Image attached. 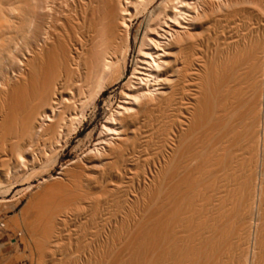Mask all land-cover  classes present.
I'll list each match as a JSON object with an SVG mask.
<instances>
[{"label": "bare ground", "instance_id": "bare-ground-1", "mask_svg": "<svg viewBox=\"0 0 264 264\" xmlns=\"http://www.w3.org/2000/svg\"><path fill=\"white\" fill-rule=\"evenodd\" d=\"M48 1L0 0V227L36 264H264V0H135L132 76L89 119L125 76L128 0ZM83 122L93 149L69 151Z\"/></svg>", "mask_w": 264, "mask_h": 264}, {"label": "rangeland", "instance_id": "rangeland-1", "mask_svg": "<svg viewBox=\"0 0 264 264\" xmlns=\"http://www.w3.org/2000/svg\"><path fill=\"white\" fill-rule=\"evenodd\" d=\"M7 1L8 0H5V3H7ZM44 1V0H43ZM62 1V0H61ZM60 1V2H61ZM134 1V2H133ZM45 2H47L48 4H50V2L51 1H48V0H45ZM129 3V4H128ZM132 3H135V0H128V2L126 3L127 5V9H128V12L130 13V17H129V19L131 20H129L130 22H129V26L131 27H129V31H128V34H129V36H128V38H129V41H128V43H129V52H128V54H127V58H126V63H125V65L126 66H124L125 67V76H124V79L119 83V84H116V85H113V87H111L110 86V88L108 87L107 88V91L106 92H103V93H101V95H99L98 96V98L94 101V103H92L91 104V106L90 107H88V111H87V117H86V119L88 118L89 119V117L91 118V116L93 115L94 116V114L97 116L98 114H99V112H98V109L97 108H99V107H101L102 106V104H101V99H105V98H107L108 97V95L110 94V92H112V91H116L117 93H119V91H121V89H122V86H124L123 84H125L127 81H128V79L132 76V73H133V70H134V61H135V59L137 58V55H138V51H139V47H140V40H137L136 42H135V32H136V30H137V28H139V26H140V24H141V22H142V18L141 17H135V16H133L132 14H134L135 12H134V9H133V5L134 4H132ZM132 6V7H131ZM134 12V13H133ZM131 16H133V17H135V18H133V17H131ZM139 25V26H138ZM214 28V27H213ZM213 28H211V31H209V32H206L204 35H203V37H202V39H203V41L204 42H206V41H208V43H209V45H211L212 44V46L214 47L216 44L214 43L215 42V36H214V33L212 32L213 31ZM141 30H142V32H144V30H145V27L144 26H142L141 27ZM213 35V36H212ZM212 36V37H211ZM134 38V39H133ZM210 38L212 39V38H214L213 39V42L210 40ZM209 39V40H208ZM134 40V41H133ZM209 41H211V42H209ZM207 43V42H206ZM121 45V44H120ZM120 47V46H119ZM18 48H20V49H22L21 47H18ZM15 49V48H14ZM19 49V50H20ZM16 50V51H15ZM15 50H13L12 51V53L14 54V55H16V56H18V57H20L19 59L20 60H22V58H23V60H24V52L23 51H21L20 50V54L18 53V55H17V51H19V50H17V48L15 49ZM23 53V54H22ZM12 54V55H13ZM14 55H13V58H12V56H11V54L9 55V56H7V57H3L2 58V60H1V62H2V68H3V70H4V68H8L6 71H8V72H10L11 73V71L15 68L14 67V65H13V63L12 64H10V63H7V62H13L14 61ZM21 55V56H20ZM11 56V57H10ZM15 56V57H16ZM24 56V57H23ZM8 57H10V58H8ZM22 57V58H21ZM4 59V60H3ZM9 59V60H8ZM10 59H12V61H10ZM18 59V58H17ZM6 60H7V62H6ZM6 62V63H5ZM5 63V64H4ZM15 63V62H14ZM4 64V65H3ZM6 64H7V66H6ZM12 65H13V67H12ZM6 66V67H5ZM12 67V68H11ZM11 68V69H10ZM113 70H115V69H113ZM117 71H119V69L117 70V68H116V73H113L114 71H111V73L113 74V76H111L112 78H114V77H116L117 76V74L119 75V72H117ZM111 74V75H112ZM116 75V76H115ZM110 77V80H112V78ZM118 77V76H117ZM116 77V78H117ZM97 106V107H96ZM95 107H96V109H95ZM92 116V117H93ZM95 116V117H96ZM94 117V118H95ZM102 117V116H101ZM101 117H97L98 118V122L99 121H101L102 122V120H103V117L101 118ZM102 119V120H101ZM85 122V121H84ZM84 122L82 123V125H80V127H78V130H77V132L72 136V138L69 140V142H68V147H69V151L70 150H72V149H74L76 146H78L79 145V147L81 148V147H83V145L85 146L86 145V148L87 149H89V150H92L93 149V146H87V140H88V133L91 131V129H92V127L91 128H89V129H85L84 130V127H82L83 126V124H84ZM81 130V131H80ZM139 133H138V137H140V138H138L139 139V141L140 140H143V139H145V135H146V131L144 130H140V131H138ZM144 137V138H143ZM142 138V139H141ZM37 143H38V145L36 146V142H34V146L35 147H33V149H34V151L36 152V154H38L39 153V151H41L43 148H44V146H43V139H42V137L40 138V139H38V141H37ZM85 148V147H84ZM45 149V148H44ZM65 151V149L63 148V150H59V153L57 152V154L55 155V156H52L51 158H49L46 162H43L42 164H40V165H37V168L36 169H38L37 171H38V173H37V176L38 177H36V178H34V180H32V184L34 185V186H37V185H41V184H44V181L46 182V181H49V180H51V179H57L58 178V176H59V173H60V171H61V168H60V166H62V163H64V162H66L68 159H69V157L68 158H66V159H64V158H62V154H63V152ZM8 154H7V153ZM62 152V153H61ZM8 156L7 157V159H8V161H7V159L5 158L6 157V155ZM5 154H4V156H1L0 155V157H1V159L2 158H4V159H6V160H1V162L3 161H6V162H4V163H2V164H7L8 162H10L11 160V157H10V153L6 150L5 151ZM80 154V153H79ZM9 157H10V159H9ZM55 157H57V158H55ZM54 158V159H53ZM39 174V175H38ZM106 184V183H105ZM105 184H104V188H105ZM103 187H102V189H103ZM127 188V189H126ZM106 189V188H105ZM104 189V190H105ZM125 192H126V194L125 195H127V193H129L130 191L132 192V189L130 190L129 189V187H127V186H125ZM130 190V191H129ZM96 192H98V193H100L101 192V189H98V191L96 190ZM130 192V193H131ZM129 193V194H130ZM133 193V192H132ZM26 197H27V195H26ZM122 206H123V204H122ZM106 209V208H105ZM104 209V222H103V226H102V228L101 227H99V225H97L98 224V220H96V221H94V223L92 224V223H90V224H88L87 226L88 227H86L85 229H86V234H83V236L85 235V237L84 238H86V240L84 239V242H80V243H78L77 244V246L79 247H81L82 248V250H84V252H87L88 251V249L87 248H89L90 246L91 247H93V245H94V247L96 248L98 245H101V241L99 240V235H101L102 236V245H104L105 244V236H106V232H107V225H106V217H107V215H108V213L109 214H111L112 213V215H114V213L116 212H120V211H118L119 209H121V208H119L118 210L117 209H112L111 211H108V210H105ZM18 211H19V209H17V210H13V211H11L8 215H7V217H8V219L11 217V218H14L15 216H17L18 215ZM126 211V210H125ZM122 212H124V209H123V207H122V210H121V212L120 213H117V215H119V214H122ZM116 213H115V215H116ZM10 218V219H11ZM94 226V227H93ZM88 228V229H87ZM100 229H102V231H101V233L99 234V230ZM6 230V231H5ZM83 230H84V227H83ZM82 230V231H83ZM9 231V232H8ZM74 231H76V228H75V226L72 224V223H70L69 225H68V227H66L65 228V230H64V237L65 238H67L68 236L69 237H73V235H74ZM94 239V242H91V239ZM71 242V241H70ZM68 243V245H69V242H67ZM76 243L74 242V241H72L71 243H70V245L72 246V247H74V246H76L75 245ZM83 244V245H82ZM67 245V244H66ZM24 246H26V244H24L23 242H22V239H21V235L20 234H18V233H15L13 230H7V229H5V228H3V227H0V259L1 258H3L4 260H6V262L7 263H9V264H36V259L31 255V252L29 251V249H27V247H24ZM5 255V256H4ZM31 256V257H30ZM4 257H6V258H4ZM35 260H34V259ZM2 260V259H1ZM68 261H70V263L72 264V263H74L75 262V260L76 259H73L72 257H71V259L70 258H68L67 259ZM74 261V262H73Z\"/></svg>", "mask_w": 264, "mask_h": 264}]
</instances>
